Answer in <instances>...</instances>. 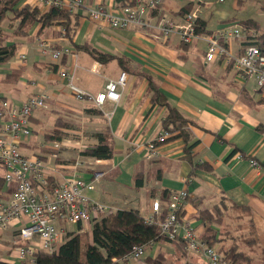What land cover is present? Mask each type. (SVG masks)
I'll list each match as a JSON object with an SVG mask.
<instances>
[{"label":"crops","instance_id":"crops-1","mask_svg":"<svg viewBox=\"0 0 264 264\" xmlns=\"http://www.w3.org/2000/svg\"><path fill=\"white\" fill-rule=\"evenodd\" d=\"M254 1L257 16L240 15L242 0L234 1L232 8L221 7L214 12L208 9L212 4L207 6L203 0H161L158 11L152 13V21L161 16L182 23L186 14L182 8L192 3L196 5L193 11L205 21L206 33L214 32L225 23L246 19L255 20L259 24L257 28L263 32L262 0ZM97 3L110 12H120L118 0H81L75 8L79 18L72 40L65 35L62 24L41 28L40 22L32 24L27 35L9 39L7 44H16L17 51L12 58L0 63V108L5 100L13 106H21L32 95L45 93L48 96V107L33 112L32 135L20 141V151L42 157L52 183L73 176L88 180L94 171H103L102 182L87 193L112 210L135 208L146 217L151 212L152 200L160 199L157 189L172 192L187 188L189 197L183 214L197 227L200 237L203 219L198 216V207L192 199H202L200 207L209 209L221 199L229 206L232 203L246 206L249 217L236 220L235 212L230 209L232 215L227 213L225 222L233 226L238 223L245 230L246 220L252 218L258 242L264 248V87H259L254 78L244 79L234 65L222 58L206 61L205 39H197L182 48L177 33L164 40L156 28L100 25L87 15L89 7ZM25 4L48 7L40 0H21L19 7ZM10 22H4L2 28L12 32ZM42 42L53 47H70L72 52L54 60L51 53L41 52ZM86 43L114 58L107 62L97 60L80 48ZM231 49L241 52L239 41H233ZM22 52L26 53L25 61L19 58ZM96 62L101 64L99 72L93 70ZM75 64H78V85L93 93L103 91L110 79L116 80L126 71V86L123 90L118 88L120 99H107L101 108L77 100L58 73L60 69H72ZM139 71L152 76L169 102L194 121L191 129L193 141L197 143L193 149V164L185 157L183 138L168 139L161 145L157 157L147 158L146 144L165 131L162 125L165 107L152 102L148 79L138 74ZM3 109L0 110V134L7 118ZM48 123H52L51 128L45 126ZM105 127L113 134L115 155L109 159L83 155V150L98 143L96 133ZM52 128L59 129L64 137L45 140V132ZM55 141L60 143L59 150L52 146ZM54 152L57 157L53 156ZM240 152L258 159L262 167L256 168L248 158L238 157ZM4 173L0 163V180ZM137 178L141 179V185L137 184ZM5 189L4 180L0 192ZM167 200L164 204L160 199L162 208ZM60 224L61 243L68 232L86 231L91 236L92 224L64 221ZM21 225L22 222L14 221L0 229L1 260L10 263L17 260L16 234ZM214 227L219 228V225ZM160 247L163 244L157 242L148 255H154ZM163 249L175 251L171 244ZM186 259L187 256L183 258L185 264ZM191 260L194 264L205 263L199 255L191 256Z\"/></svg>","mask_w":264,"mask_h":264},{"label":"built area","instance_id":"built-area-1","mask_svg":"<svg viewBox=\"0 0 264 264\" xmlns=\"http://www.w3.org/2000/svg\"><path fill=\"white\" fill-rule=\"evenodd\" d=\"M40 1L47 6L55 4L75 9L81 0ZM161 3V0H128V3L121 5L120 12H110L103 4L97 3L89 7L87 15L100 25L114 28H156L164 40L177 33L180 40L188 45L197 39H205L206 61L222 58L226 63L234 65L244 79L254 78L259 87H264V51L261 45L263 32L260 29L246 22L234 21L221 25L214 32H198V15L194 11L186 13L182 23L161 16L153 22L152 13ZM260 10L264 13V0L260 3ZM233 41H239L241 52L232 51ZM41 52L51 53L54 60H59L72 50L70 47H53L42 42ZM19 58L25 61L26 53H20ZM77 68L78 64H75L72 69H60L58 72L77 100L87 101L101 108L107 99H120L121 91L118 88L123 90L126 86V71H122L116 80L110 79L103 91L93 93L78 85ZM93 70L99 72L101 64L96 62ZM47 98L45 93H38L30 96L21 106H13L9 100L2 103L7 118L3 133L0 134V163L5 169L6 189L0 192V229H5L14 221L22 222L16 234L17 260L12 264H36L37 250L56 251L62 240L61 221L93 224L103 214L115 211L87 193L102 182L105 175L103 171H94L88 180L73 176L52 183L42 157L37 154L25 155L20 151V141L32 135L33 112L47 108ZM170 135L165 130L155 140L149 141L146 144L147 158L157 157L161 153V145ZM52 146L59 150L60 143L55 141ZM53 156L57 157V153L54 152ZM238 157L248 158L256 168L262 167L255 157H243L241 153H238ZM188 197L187 188L172 191L163 213L160 199H153L151 212L145 217V222L149 225L158 224L162 234L182 241L187 255L186 264H194L191 256L195 255L202 256L204 264H231L224 252L201 239L197 227L183 214ZM156 246L157 241L134 245L124 257L117 260L122 264H133L146 251L154 250Z\"/></svg>","mask_w":264,"mask_h":264},{"label":"trees","instance_id":"trees-1","mask_svg":"<svg viewBox=\"0 0 264 264\" xmlns=\"http://www.w3.org/2000/svg\"><path fill=\"white\" fill-rule=\"evenodd\" d=\"M20 1L0 0V63L9 60L16 54L17 45H8L9 39L14 36L27 35L29 28L35 22H40L42 25L41 28L52 24H62L65 35L71 40L78 24L79 16L75 9L55 4L49 5L45 9H42L39 5L29 4L19 7ZM118 3L125 5L128 3V0H118ZM195 6L192 3H188L182 8L183 12H192ZM156 11L158 9H154L153 12L155 13ZM8 20L11 21L9 26L13 29L12 32L2 28L3 23ZM197 22L198 32H208L205 21L199 16ZM242 22H246L255 27L259 25L253 19H246ZM262 38L261 45L264 51V31ZM181 47L187 48L188 44L181 42ZM80 48L87 50L94 58L103 62L114 58L113 55L102 52L89 43L82 45ZM118 60L120 63L122 62L120 57ZM138 74L141 76L145 75L148 79V92L151 94L152 102L165 107L162 125L165 130L171 133L168 139L183 138L185 141V157L193 164V149L197 143V141H193L194 135L191 129L194 121L185 116L178 107L169 102L166 94L161 90L152 76L143 74L140 71ZM18 75L19 73H15V76ZM1 107L3 108V105ZM64 135L59 129L52 128L45 132L44 139L47 141L59 140ZM96 137L98 143L93 147L86 148L81 153L97 159L112 158L115 155L114 138L109 127H105L102 131L97 132ZM240 153L243 157H249L243 152ZM4 180L5 178L3 176L2 180H0V187ZM140 181L141 179L137 178L138 185L142 184ZM156 192L160 193V199L164 204L171 193L168 189H157ZM201 201L202 199L198 197L192 199L194 205L198 207V216L203 219L201 239L210 246L218 244V250L225 253L231 264H264V248L258 242L253 219L248 218L246 220L247 229L245 231H243L242 225L239 226L238 223L233 226V224L225 222L226 214L228 213L229 216L232 215L229 212L230 209L236 214L233 217L240 221L242 216L249 215L248 207L235 203L229 206L225 203L224 199H221L219 203L214 204L209 209L204 206L200 207ZM163 211L165 212V207L162 208V213ZM215 225H219V228H215ZM233 230L241 231V233H231ZM228 239L231 241L229 244ZM150 241L175 245L178 250L176 259L180 261L187 256L181 240L170 239L162 234L158 224H147L145 222V216L140 210L124 208L109 211L95 220L92 224L91 236L86 231L68 232L64 241L56 251L37 250L36 264H122L117 259L124 257L134 245H142ZM243 245L247 246L248 250L243 249ZM168 254L169 252L160 247L154 255H147L145 257L146 264H174L169 262ZM0 264L12 263L0 259Z\"/></svg>","mask_w":264,"mask_h":264},{"label":"rangeland","instance_id":"rangeland-1","mask_svg":"<svg viewBox=\"0 0 264 264\" xmlns=\"http://www.w3.org/2000/svg\"><path fill=\"white\" fill-rule=\"evenodd\" d=\"M234 1H236V0H226L223 3H217V1H215V0H203L204 4H206L207 6H209V3L212 4L211 7H208V9L210 11H212V12L216 11L217 9H219L221 7H226L227 6L229 8H232V5H233ZM256 5L257 4H256V2L254 0H242L241 5H240V7H241L240 15L241 14H254V15H256V12H255V10L257 9V6ZM45 126L47 128H51L52 123H48ZM245 230H243V231H245ZM231 233L239 234V233H241V231H237V230L234 231L233 230ZM229 243H231V241L228 239V244ZM167 245L168 244H163V247L165 249H167ZM214 246L217 249H219V245L218 244L217 245H214ZM163 247H161V248L163 249ZM173 247L175 248V251H173L174 252V255H173V252H171V250H169L170 251L169 254H168V260H169V262H172L174 264H185V261L184 260L181 259V261H180L179 259H176L177 255H178V251H177L176 246H174L173 244H171V249ZM243 249L248 250L247 246H245V245H243ZM150 251H152V250L146 251L145 255L139 261L134 262L133 264H146L145 257L148 255V253Z\"/></svg>","mask_w":264,"mask_h":264}]
</instances>
